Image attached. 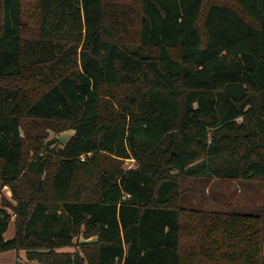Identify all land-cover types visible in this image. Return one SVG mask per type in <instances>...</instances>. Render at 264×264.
<instances>
[{
  "label": "trees",
  "instance_id": "16d2710c",
  "mask_svg": "<svg viewBox=\"0 0 264 264\" xmlns=\"http://www.w3.org/2000/svg\"><path fill=\"white\" fill-rule=\"evenodd\" d=\"M213 178L264 181V0H0V253L264 264V207L185 204Z\"/></svg>",
  "mask_w": 264,
  "mask_h": 264
},
{
  "label": "rangeland",
  "instance_id": "374dc122",
  "mask_svg": "<svg viewBox=\"0 0 264 264\" xmlns=\"http://www.w3.org/2000/svg\"><path fill=\"white\" fill-rule=\"evenodd\" d=\"M34 4V3H32ZM29 23L34 24V20L31 18ZM41 135L47 134V138L43 140V147L40 150V153H46V147L49 146L48 142L53 141L64 134L72 135L74 130L64 131L59 133L52 129L42 128L40 131ZM23 135L27 136L25 129H23ZM55 145H52L50 148H54ZM30 157L33 152L30 151ZM91 156V155H90ZM89 156V157H90ZM85 156V161L87 160ZM124 168L129 169L136 166L135 160H125L123 164ZM191 189V192H188L186 205L197 206L204 209H219V210H231L233 207L240 208L243 210H252L255 208L264 207V181L263 180H254V181H240V180H221L213 178L211 181H196V180H182V190ZM2 194L0 195V209L6 210L11 215V224L9 231L7 232L6 237L9 238L16 234L15 226V212L14 206H16V201L12 198V192L10 188H3ZM5 199L8 204L5 205ZM232 206V207H231ZM96 238L85 239L83 236H80L77 239V242H94ZM78 249L67 248L63 251L74 252ZM18 254V255H17ZM19 254L21 256L19 257ZM0 264L4 262L6 264H41L37 261L28 260L27 256L22 252H4L1 253ZM18 256V257H17ZM17 257V259H15ZM16 260V261H15Z\"/></svg>",
  "mask_w": 264,
  "mask_h": 264
},
{
  "label": "water",
  "instance_id": "95a60500",
  "mask_svg": "<svg viewBox=\"0 0 264 264\" xmlns=\"http://www.w3.org/2000/svg\"><path fill=\"white\" fill-rule=\"evenodd\" d=\"M71 136L72 135H69V134H64V135L60 136L59 140H60L61 144L66 145L67 142L70 140ZM132 138H133V135L131 134L130 139H132ZM2 217H4V216H2Z\"/></svg>",
  "mask_w": 264,
  "mask_h": 264
},
{
  "label": "crops",
  "instance_id": "0c3cea01",
  "mask_svg": "<svg viewBox=\"0 0 264 264\" xmlns=\"http://www.w3.org/2000/svg\"><path fill=\"white\" fill-rule=\"evenodd\" d=\"M9 231V230H8ZM7 231V232H8ZM6 235H7V233L5 234V237H6ZM13 236H11V237H9V238H12ZM7 238V237H6ZM9 238H7V239H9ZM7 252H11V251H7ZM16 252V251H15ZM4 253V252H3ZM18 253V252H17ZM24 255H26V252H22ZM18 255V254H17ZM1 253H0V258H1ZM21 256V254H19V257ZM18 257V256H17ZM17 257L15 258V259H17ZM16 261V260H15ZM2 264H6V263H4V262H1ZM17 264H19V263H17ZM26 264H28V262H26Z\"/></svg>",
  "mask_w": 264,
  "mask_h": 264
},
{
  "label": "built area",
  "instance_id": "2783aa9c",
  "mask_svg": "<svg viewBox=\"0 0 264 264\" xmlns=\"http://www.w3.org/2000/svg\"><path fill=\"white\" fill-rule=\"evenodd\" d=\"M81 160H82V161H85V156H82V157H81Z\"/></svg>",
  "mask_w": 264,
  "mask_h": 264
}]
</instances>
